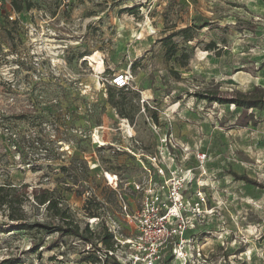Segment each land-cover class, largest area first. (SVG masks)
Masks as SVG:
<instances>
[{
	"label": "rangeland",
	"instance_id": "obj_1",
	"mask_svg": "<svg viewBox=\"0 0 264 264\" xmlns=\"http://www.w3.org/2000/svg\"><path fill=\"white\" fill-rule=\"evenodd\" d=\"M31 1L17 12L0 0V185L16 186L30 220L57 221L36 207L35 195L48 189L82 227L102 231L88 215L99 211L116 222L120 239L136 235L110 180L131 194L127 180L146 179L144 165L168 135L177 146L168 160L188 179L186 196L201 191L211 213L190 230V249L203 254L191 264H264V187L234 175L264 185V110L203 96L264 86V1ZM186 27L189 38H172L190 53L182 66L166 58L163 38ZM116 73H128L127 88L113 85ZM132 198L133 212L140 194ZM43 236L0 233V262L112 264L72 236L52 248L57 234L45 235V246L30 252ZM131 251L117 249L121 263ZM161 264L184 263L170 253Z\"/></svg>",
	"mask_w": 264,
	"mask_h": 264
},
{
	"label": "built area",
	"instance_id": "obj_2",
	"mask_svg": "<svg viewBox=\"0 0 264 264\" xmlns=\"http://www.w3.org/2000/svg\"><path fill=\"white\" fill-rule=\"evenodd\" d=\"M10 18L15 17L11 15ZM112 80L117 88L124 89L129 85L128 73H116ZM176 150L177 146L170 136L162 137L157 151L148 157L149 167L144 165L146 179L127 180L131 194H127L123 190L125 187L118 184L116 179H109L111 184L119 187L121 208L127 222L135 227L136 235L122 240L115 221L111 220L110 223L103 216L90 218L99 223L106 220L116 240V250L110 251V254H114L119 262H122L116 254L119 247L127 245L133 250L128 263L120 262L121 264H161L162 259L170 253L176 260L191 264L196 258L195 254L203 255L200 248H197V252L190 249L193 241V231L190 230H193L196 221L211 213L204 211L207 202L201 191L190 198L186 196L185 184L188 179L182 176L181 167L177 168L178 165H172L168 160L172 158L175 161ZM138 194L140 206L132 212L127 200ZM206 237L207 235L204 236L205 239Z\"/></svg>",
	"mask_w": 264,
	"mask_h": 264
},
{
	"label": "trees",
	"instance_id": "obj_3",
	"mask_svg": "<svg viewBox=\"0 0 264 264\" xmlns=\"http://www.w3.org/2000/svg\"><path fill=\"white\" fill-rule=\"evenodd\" d=\"M24 5L27 9H31L34 3L31 0H12V7L17 12L23 11ZM187 31L188 27L179 31H174L163 38L167 48L166 58L168 60L174 58L175 61L180 63L182 66L188 65L190 53L187 47H179V45L174 42L172 38L179 32L185 34V38H189L190 35L186 34ZM176 74L177 76H180L179 73ZM110 90V99L114 102L115 93L112 89ZM220 94V91H215L212 96L210 94L203 96H205L204 98L206 100L211 102L215 101L220 104L232 103L243 109L256 108L259 110H264V86L257 85L250 91L233 89L229 98H225ZM155 117L157 118V115H155ZM234 175L237 179L245 180L246 182L258 187H264L263 183H260L258 180L253 179L248 175H240L237 172H234ZM15 188L16 186H12L10 184L0 185V214L7 217V220L0 222V233H9L13 230H36L37 232H42L44 236L57 234V237L51 241L50 246L52 248L58 245L59 240L63 237L72 236L92 245L98 251H104L105 254L110 256V258L113 260L111 261L112 264H121L116 259L114 254H110V251L116 250V241L114 240V234L109 230V227L106 224V220L103 219L100 223L103 227L102 231H94L88 224L82 227L80 222L75 219V216L71 210L68 207H63V198L56 196L54 191L45 189L35 195V198L38 202L36 203V207L37 205H44L51 213L52 218L56 219L57 221H31L26 211L22 207L23 202L19 200L15 194ZM93 199V197H89L88 202H92ZM98 212L91 211L88 213V215L90 218L100 217L102 214ZM44 236L40 242L30 249V252H39V246H45ZM100 244H103L104 247H101ZM28 252L29 251H26L25 253ZM88 258L94 261L101 259L100 255H90ZM106 261L109 262L110 259H106ZM17 262L21 263L22 258L8 257L3 259L0 264H16Z\"/></svg>",
	"mask_w": 264,
	"mask_h": 264
}]
</instances>
